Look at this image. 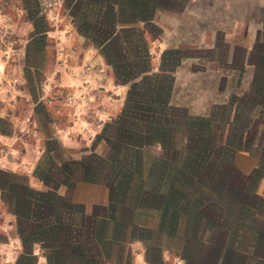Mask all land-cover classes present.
I'll return each mask as SVG.
<instances>
[{
  "label": "crops",
  "instance_id": "0c3cea01",
  "mask_svg": "<svg viewBox=\"0 0 264 264\" xmlns=\"http://www.w3.org/2000/svg\"><path fill=\"white\" fill-rule=\"evenodd\" d=\"M75 1L100 34L80 33L69 8L60 11L61 0H37L48 38L34 96L23 62L36 25L24 0H0V170L53 197L18 195L7 205L0 189V264H200L205 231L187 232L172 218V206L183 204H172L170 195L186 191V175L202 171L205 160H213V177L226 168L221 160L245 176L236 187L253 189L259 200L239 206L257 208L249 231L264 245V16L256 24L204 28L201 0ZM49 90L63 100L43 106L51 112L43 128L36 107ZM77 97L85 106L74 105ZM122 140L131 145L114 149L126 148L130 170L99 178L102 167L86 169L88 155L106 158ZM45 154L55 175L62 162L82 167L68 165L65 177L43 181ZM173 236L177 247L166 241ZM189 246L193 259L184 252Z\"/></svg>",
  "mask_w": 264,
  "mask_h": 264
},
{
  "label": "rangeland",
  "instance_id": "374dc122",
  "mask_svg": "<svg viewBox=\"0 0 264 264\" xmlns=\"http://www.w3.org/2000/svg\"><path fill=\"white\" fill-rule=\"evenodd\" d=\"M61 2L62 5L60 7V11H63L65 7L69 8V16L71 17V19L73 18L74 26H77V28H79L80 33H87L91 37L95 38L99 36L100 31L97 30L98 26H94L91 28L94 17L85 14V9L82 4L79 3V1L73 2V0H61ZM23 4L27 8V18L32 19V21L36 25L35 31L31 33L32 39L28 43L26 58L23 62V64L31 70H27L26 73L28 77V88L30 92L35 96L38 93V86L40 84L43 85V76L41 70L43 69L44 65H46L44 62L46 57H44L43 46L45 42L44 40L48 38L47 35L43 37V32L44 27L47 23L43 16L38 13L39 6L37 0H24ZM197 5H200L199 8H202L204 12V28L211 27L215 24L216 26L219 25L220 27L227 28L232 23L236 22H239L240 24H242L243 22L256 24L262 21V16H264V0H201V2H199V4ZM60 11H56L55 14L60 15ZM69 16H66V18L63 16L60 17L62 20L63 18L65 20ZM87 26L90 27L88 28V30ZM48 33L51 34L49 39L51 40V44L53 45L51 38H53L54 40L57 37L52 36L53 32L51 31H49ZM258 36L261 39H264V32H259ZM69 47L70 46H68L67 49ZM135 49L137 50V48ZM12 52H16L15 54L16 56H18V44L13 46ZM187 53L191 54L190 51H187ZM205 54L208 53L205 51ZM114 55H117V52H114ZM71 60L73 61V65L71 64L72 67H77L81 63L80 58H78L77 55H74ZM51 92L52 91L49 90V94H47L44 98L46 102L45 105L42 103H38L36 107L37 118L41 127L43 128L47 127L46 125L49 123L51 118V112H45L43 106H55L52 105V103H49V101L55 102L57 104L61 103V101L63 100L61 97H52ZM76 99L78 102H76L74 105L78 106L79 104H81V106H85L83 101H80V97H77ZM56 113L60 114L59 112ZM86 118L91 119L89 112H87ZM92 120L93 124L91 126L94 127L95 123L97 122L94 118H92ZM2 125L3 129L7 130L6 125L4 123H2ZM252 136H255L254 133H252ZM123 142L124 140L112 144L111 153L106 158L96 157L92 154L88 155L85 161L88 160V163L90 164H87L86 169L94 168V164L96 165V167H102L100 168V170H103V175L99 173V178L113 177L116 175V173L118 174L123 170H130L132 168V159L125 157V154L128 152H122V150H125L126 148L118 147L114 149L116 146L122 145ZM124 143L127 146L131 145V142H127L126 140ZM126 145L123 144V146ZM50 147L54 150L57 156L60 157L63 155V149L61 148V146H59L58 143H56L54 139L50 141ZM60 161L63 160L61 159ZM204 162V168L198 174L190 173L186 175V186L188 188L186 191L183 190L182 192H179L177 190H172L170 195L172 204H174L175 202H181L183 204L181 207H177L174 205L172 206V218L175 219L176 216L181 218L183 222V228L185 227L187 232L192 231L194 233L196 230H199V228L200 231H205V234H203L202 236L205 240L203 249L204 254L200 255V259L198 261L200 264H264L263 242L261 240H253L252 238H250L251 234L248 226L245 227L243 224L240 225V222L238 220L236 221V224L233 223V220H227L228 215L232 214L233 211L239 214V216L242 215L243 219L244 207L239 206V203H241L243 197V193L239 191L240 187H234L231 189L235 194L233 196V198H235L234 201L231 200V195L230 198H228V196H226L227 194L225 193L226 183L221 177V173H223L221 172L222 170L219 171L220 174H216V176L213 177L212 175H210V168L212 166L213 160H205ZM172 163L173 166H175L174 155L172 156ZM219 163L221 164V168L227 167L226 163H224V160L219 161ZM68 165H71L72 168H78L80 165L82 167L81 162H62V164L58 167L59 169L57 168L55 175L52 169L53 161L45 154V156H43L41 164V167H43V169L40 170V173L48 179H57V177L61 179L67 174ZM58 172L60 174H64V176H59V174H57ZM255 176L251 178V182L252 179H256ZM6 177L15 180V183L18 187H23L22 177H17V175L13 174H6L5 178ZM202 184L204 185L203 191L199 190L196 187L197 185L198 187H200ZM16 190L21 193V189L18 188ZM3 195L4 198L8 200V202L6 201L7 205L10 204V200H14L12 199V197L8 198L10 197V195H7L5 193H3ZM236 196H238V198L240 199H236ZM244 199L247 200L248 198L245 196ZM10 207L11 209H13V211L16 210L12 206ZM159 211L161 212V210ZM257 211L258 210L256 208V212ZM176 213H179V215H176ZM195 219H197V221ZM32 229L37 230L40 234H42L41 231L38 230L39 227L33 226ZM206 234L209 235L207 236ZM32 239L37 238L33 237ZM166 241L173 247H177L178 241L174 238V236L173 238H168ZM194 241V238L190 239V243H193ZM206 246L207 248H205ZM216 247H219L218 251H216ZM232 249H235V252L238 249L246 253L251 257V261L247 262L242 258L241 260L236 259L232 257L234 256L232 254L230 258H226L225 255L227 254L228 257V251ZM184 252L191 256V259L195 257L194 248H192L191 246L187 247ZM24 263L32 264L30 259H25Z\"/></svg>",
  "mask_w": 264,
  "mask_h": 264
},
{
  "label": "trees",
  "instance_id": "16d2710c",
  "mask_svg": "<svg viewBox=\"0 0 264 264\" xmlns=\"http://www.w3.org/2000/svg\"><path fill=\"white\" fill-rule=\"evenodd\" d=\"M230 165H228L227 163V167L223 169V174H222V178L223 180L226 182V184L229 186V189L225 190V193L227 194L226 196H228V198H230L231 195V200L234 201L235 198H233L234 191L231 190L232 188L236 187V179H240L243 180L244 177L236 170V168H229ZM81 168V165L78 167ZM6 172L0 170V189L3 191V193L10 195V197L8 198H15L18 195H24V197H41L43 199L49 198L51 196V194L49 193L50 191H48V193H44V194H40V193H35L29 189H26V187H18L15 183V180L9 179L8 177L5 178L6 176ZM254 174V173H253ZM253 174L251 175V178L253 176ZM41 177V179L43 181H47L46 177L40 173L39 175ZM89 177V176H88ZM90 178V177H89ZM92 179V178H91ZM21 189V193L18 192L16 189ZM25 192V193H24ZM242 200L245 198V196L248 198L247 201L251 202V204H257L259 197H257V195L255 194L254 190L251 189L250 191H245V193L242 194ZM33 197V198H35ZM53 198V197H50ZM5 201L8 202V200ZM243 219H242V215L239 216V214H237L235 211L232 212V214L228 215V219L227 220H233V223L236 224V221L238 220L240 222V225H244L245 227H249L250 228V223L254 224V222H256L258 220V215H256V209L254 208V206H251L250 204H247L243 206ZM14 208V207H13ZM16 211V210H15ZM255 226V225H253ZM254 234V233H253ZM257 235V232H256ZM251 238L253 240H261V238L258 237H254L253 235L251 236ZM252 240V243H253ZM216 250H219V247H216ZM226 258H230L231 254H227L225 255ZM236 259H244L247 262L251 261V257L249 255H247L246 253L242 252L241 250H236V254L234 256H232Z\"/></svg>",
  "mask_w": 264,
  "mask_h": 264
}]
</instances>
